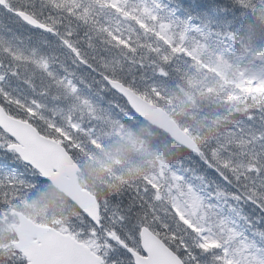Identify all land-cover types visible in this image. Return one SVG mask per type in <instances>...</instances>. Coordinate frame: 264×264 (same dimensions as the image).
<instances>
[{
    "label": "snow or ice",
    "instance_id": "snow-or-ice-1",
    "mask_svg": "<svg viewBox=\"0 0 264 264\" xmlns=\"http://www.w3.org/2000/svg\"><path fill=\"white\" fill-rule=\"evenodd\" d=\"M183 2L189 8L208 12L210 15L225 7L224 0ZM41 4L58 15L50 12L45 16L43 8L39 12L35 10V4L31 8L23 5L13 8L10 0H0V6L26 23L58 35L71 52L73 61L99 73L102 81L107 82L106 86L115 89L132 111L134 109L128 103L130 90L137 86L138 79L151 86L148 84V73L166 78V67L176 51L177 38L182 39L184 32L192 24L190 17L180 18L174 9L164 4V0H151L150 3L149 0H89L87 5L83 0H41ZM96 8H111L131 21L126 25L127 34L122 29L112 30L100 25L95 18L99 15ZM217 14L227 15L218 11ZM65 20L68 24L61 31ZM73 20L89 25L97 34H103V42L118 49L124 60L130 61V79L127 75L120 74L123 68L119 60L113 63L101 57L98 66L92 62L95 58L89 57L79 46V39L74 38L77 30L73 27ZM141 35L144 39H141ZM88 47L95 48L92 36H88ZM6 51L15 60L35 63L58 88L64 90V96L73 99L67 108L54 112L52 117L45 116L41 111L45 106L38 100H22L4 86L2 82L6 76H19V71L18 65H4L0 61V193L5 192L8 187L23 188L29 182L46 181L48 176L43 173L52 153L44 143H38L44 131L50 130L55 134L54 138L49 137L53 144L66 143L78 150L80 145L74 143L75 136L95 134L92 114L98 107L91 98L81 94L74 74L67 69L66 75L58 76L51 70V63L45 57L36 59L23 56L12 52L10 48ZM136 69L141 70L139 76L133 74ZM26 83L35 88L30 80H26ZM43 91L46 92L47 89ZM56 115H61L60 121L55 119ZM34 121H39L42 128L32 127ZM13 127L22 131H13ZM258 139H264V134ZM223 148V144L210 147L206 154H200V158L208 167L219 172L225 181L232 182L228 173L239 181L244 173L238 171L240 165L222 155ZM253 160L255 163L250 167L256 174V179L243 184L239 192L219 191L216 195L231 196L237 201H253L264 209V153L253 156ZM184 171L187 169L182 163H178L162 182L145 180L142 184L129 186L123 196L103 201L95 214L83 212L77 227L82 239L75 241L74 245L62 241L41 243L23 253L18 258V264H116L117 256L126 258L128 264H147L145 256L150 248L144 246L142 234L152 232L157 226L163 230L164 239L169 246L163 250L165 264H206L199 258L197 250L200 254H211L213 264H264V258H261V254H264V229H256L251 237L243 236L240 243L243 249L249 250V256L237 259V250L231 244L242 234L226 218L220 217L213 223L207 218V213L196 214L198 208L213 206L203 204L204 198L196 191L195 186L188 183L183 175ZM161 209L164 210V216H161ZM232 210L236 211L235 208ZM212 215L216 216V213L213 212ZM208 241H214V246H210Z\"/></svg>",
    "mask_w": 264,
    "mask_h": 264
},
{
    "label": "trees",
    "instance_id": "trees-1",
    "mask_svg": "<svg viewBox=\"0 0 264 264\" xmlns=\"http://www.w3.org/2000/svg\"><path fill=\"white\" fill-rule=\"evenodd\" d=\"M10 2L13 8H18L21 5L31 8L35 4V10L39 12L43 8L45 16L50 12L53 15H58L51 8L43 7L41 0H10ZM83 2L87 5L89 0H83ZM150 2L151 0H149ZM164 4L174 9L180 18L190 17L197 27L204 28L205 31L216 32L221 37L231 36L242 48L249 49L254 55L264 57V0H224L225 7L217 11L227 13V15H219L217 11L210 15L208 12L189 8L183 0H164ZM96 12L99 13L95 17L99 24L112 30H116L118 27V18L126 21V25L132 23L111 8L103 10L96 8ZM208 21L210 22L206 23ZM67 24L68 21L65 20L61 31ZM72 24L77 30V35L74 38L79 39V46L89 57L95 58L93 63L98 66L101 57L113 63L119 60L123 68L120 74L131 78L132 74L128 73L130 61L124 60L118 49L105 44L102 40L103 34H97L91 30L89 25L81 24L75 20ZM127 31L128 29L125 27L126 34ZM88 36L93 37L95 48L88 47ZM43 37L47 38L48 44L43 43L40 39ZM141 39H144L143 35H141ZM55 40L57 43H54ZM59 40L58 35L32 28L16 14L0 6V56H5V63L13 66L18 65L19 77L23 83L28 84L26 80H30L36 89H47L46 92H43L50 97L55 96L57 87L46 73L29 61L15 60L5 50L8 46L14 49L18 43L28 55L35 49L39 54L46 55L48 52L57 50L60 46ZM187 45L182 46L185 52L176 48L171 62L166 67V78L148 73L150 77L148 84L151 86H147L138 79L137 86L133 89L153 103L165 108L181 127L195 138L200 145L201 153L206 154L208 148L223 144L222 155L240 165L238 171L244 173L239 181L231 173L228 175L232 182L225 181L219 172L208 167L201 160V153L190 152L176 144L167 134L150 126L128 108L118 93L110 86H106L107 82L102 81L99 73L85 65H78L81 67L84 77H87L88 80L95 79L98 86H101L99 91L104 96L105 109L111 111L112 118L136 133L144 140L151 152L157 153L173 168L178 163H182L187 169L183 174L188 180H193L195 177L202 178L203 188H206L209 196L213 197L212 201L215 202L217 198L212 194L215 188L217 191L223 190L227 193L239 192L242 190L243 184L250 183L252 179L257 178L250 166L255 163L253 156L264 153V139H258L261 134H264V93L261 89L250 90L247 93L243 89H235L236 92L229 95V91L225 89L220 78L199 70L195 58L187 51ZM135 71L133 74L139 76L141 70L136 69ZM167 87L171 90H167ZM172 90L179 92L183 90L184 93L180 92L179 96L175 97L171 94ZM113 102L117 105L111 109L110 103ZM117 106H119L118 110ZM104 111L103 118L96 121L107 124ZM122 111L132 116L135 122L122 116ZM33 124L38 129L42 128L39 121H34ZM43 134L55 137V134L50 130H45ZM73 135L75 136V134ZM74 143L80 145L78 150L66 143L63 145L80 165L82 183L98 196L100 203L105 200L111 201L114 196H123L131 185L151 180L143 169L129 163L128 160L117 162L108 149V144L105 142L96 143L92 135L75 136ZM20 194L21 197H19ZM27 196L35 198L36 208L25 205ZM56 197H61L67 205L72 206L83 217V213L47 180H40L34 183L29 182L23 188L8 187L5 192L0 193V221L6 219L7 216V222L10 223L15 217L13 212L21 211L39 223L52 224L55 217L53 212L40 210L48 208L49 200H54ZM242 202L248 220L243 222L241 230L246 236L251 237L256 229H264V209L256 202L247 200ZM164 215V210L161 209V216ZM169 223L172 222L169 220ZM173 227L175 228L174 224ZM153 231L159 232L157 235L167 244L163 230L157 226ZM197 252L202 261L206 264H213L211 254H200L199 250ZM115 259L116 264H128L126 258L117 256ZM0 264H18V260L6 258L0 252Z\"/></svg>",
    "mask_w": 264,
    "mask_h": 264
},
{
    "label": "rangeland",
    "instance_id": "rangeland-1",
    "mask_svg": "<svg viewBox=\"0 0 264 264\" xmlns=\"http://www.w3.org/2000/svg\"><path fill=\"white\" fill-rule=\"evenodd\" d=\"M121 19L118 18V27H116V30L122 29L126 34V21ZM191 22L192 24L184 32L183 38H177V49L184 51L182 46L188 44V50H186L195 58V63L199 70L210 76L220 78L225 89L229 91V95H233L236 92L234 91L235 89H243L246 93L250 92V90L261 89L264 93V57L254 55L249 49L242 48L231 36L221 37L216 32L205 31L204 28L197 27L193 21ZM40 39L45 44L49 43L47 38L43 37ZM59 41L60 46L57 50L48 52L46 55L39 54L37 49L32 50L30 55H28L18 43L17 46H14V49L10 46L7 49L10 48L12 52L21 53L27 57H35L36 59L41 57L47 58L51 63V70L57 73L58 76L66 75L65 69L74 74V79L80 86L81 94L91 98L98 105L95 113L92 114L94 116L93 123L96 126L95 134L92 135L94 141L100 144L107 143L108 149L112 152L117 162L128 160L129 163H133L136 167L143 169L151 180L162 182L164 178L169 177L170 170L173 169L170 163L159 157L157 153L151 152L147 148L144 140L126 125L116 122L112 118L111 111L109 112L105 109L106 103L104 96L99 91L101 86H98L95 79L88 80L87 77H84L81 67L73 61L71 52L62 45L61 39ZM54 43H57V41L55 40ZM5 52L8 53L6 50ZM4 59L5 56H0V61L4 65H10L5 63ZM31 63L37 66L33 62ZM19 76L9 74L2 83L14 96H19L22 100H38L45 106L41 111L47 117H52L54 112H59L61 108H67L73 99L70 96H64V90L57 86L55 96L50 97L43 92V88L36 89L29 84L23 83ZM167 90L171 89L167 87ZM172 92L171 94L175 97L179 96L180 92L184 93L183 90H180V92L172 90ZM57 96H60V98H56ZM185 96H188V94H185ZM116 105L115 102L110 103L111 109ZM103 110H105L104 116L108 125L96 121L103 118ZM122 116L135 122L132 116L124 111H122ZM55 119L60 121L61 115H56ZM85 127L88 126L85 125ZM187 181L195 186L196 191L204 198V205L210 204L213 206L211 208L206 206L198 208L196 209V214L204 215L207 213V218L213 221V223H216L220 217L226 218L242 234L241 237H237L231 244V247L237 250V259L247 258L249 256V250L243 249L240 243L243 236H246L243 230H241L243 228V222L248 220L245 215L243 200L237 201L231 196L218 197L216 194L223 190L217 191L215 188L212 194L216 196L218 201L213 202V197L209 196L206 188H203L201 179L195 177V179H187ZM83 186L88 188L85 184ZM21 196L20 194L19 197ZM25 205L36 208L37 203L35 198L27 196ZM232 208H235L236 211H233ZM40 211H52L55 215L53 218L54 222L48 225L55 226L59 230L73 235L78 240L82 239L77 232L78 221L82 219V216L72 206L67 205L61 197L49 200V207ZM213 212L216 213V216L212 215ZM7 221V216L6 219L0 221V252L6 258L9 257L18 260L22 254L13 246V241L16 239V236L11 227V224L18 220L14 217L12 222L8 223ZM247 223H250V221H247ZM225 235H227L226 231ZM208 243L210 246H214L215 244L214 241H208ZM261 258H264L263 254H261Z\"/></svg>",
    "mask_w": 264,
    "mask_h": 264
},
{
    "label": "water",
    "instance_id": "water-1",
    "mask_svg": "<svg viewBox=\"0 0 264 264\" xmlns=\"http://www.w3.org/2000/svg\"><path fill=\"white\" fill-rule=\"evenodd\" d=\"M30 26L42 30L36 26ZM128 103L131 104L132 109L139 117L154 128L170 135L180 146L187 148L191 152H200L198 143L181 128L164 108L143 98L133 89L130 90ZM32 127L36 128L34 125ZM12 130L16 132L22 131V129L16 127H13ZM36 134L38 135L39 133ZM38 143H44L46 147L51 149L52 153L45 165L46 171L43 173L48 176L47 180L80 210L95 214L100 207L99 200L95 194L81 185L79 178L81 168L67 149L61 143L53 144L52 140L45 135L40 137ZM15 214L18 217V223L12 226L17 236L14 246L22 254L48 241H62L73 245L77 241L72 235L63 233L52 226L36 223L22 212H15ZM142 238L144 246L150 248L149 253L145 256L147 264H165L163 250L169 246L153 231L143 233Z\"/></svg>",
    "mask_w": 264,
    "mask_h": 264
}]
</instances>
